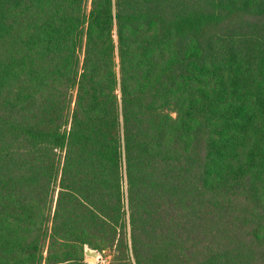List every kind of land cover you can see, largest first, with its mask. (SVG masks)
Wrapping results in <instances>:
<instances>
[{
  "label": "trees",
  "instance_id": "16d2710c",
  "mask_svg": "<svg viewBox=\"0 0 264 264\" xmlns=\"http://www.w3.org/2000/svg\"><path fill=\"white\" fill-rule=\"evenodd\" d=\"M264 264V0H0V264Z\"/></svg>",
  "mask_w": 264,
  "mask_h": 264
},
{
  "label": "rangeland",
  "instance_id": "374dc122",
  "mask_svg": "<svg viewBox=\"0 0 264 264\" xmlns=\"http://www.w3.org/2000/svg\"><path fill=\"white\" fill-rule=\"evenodd\" d=\"M88 251L93 252L94 256L89 255ZM84 259L87 264H106V261L108 260V253L100 254L93 250L86 249L84 252Z\"/></svg>",
  "mask_w": 264,
  "mask_h": 264
},
{
  "label": "water",
  "instance_id": "95a60500",
  "mask_svg": "<svg viewBox=\"0 0 264 264\" xmlns=\"http://www.w3.org/2000/svg\"><path fill=\"white\" fill-rule=\"evenodd\" d=\"M88 254L91 255V256H94V253L91 252V251H88Z\"/></svg>",
  "mask_w": 264,
  "mask_h": 264
}]
</instances>
